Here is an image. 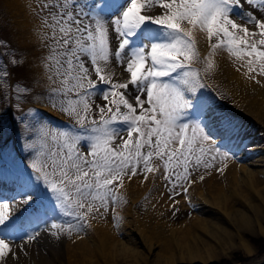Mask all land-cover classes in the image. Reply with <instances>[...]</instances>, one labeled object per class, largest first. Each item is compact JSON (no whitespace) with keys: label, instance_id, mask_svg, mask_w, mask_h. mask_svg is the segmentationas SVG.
Here are the masks:
<instances>
[{"label":"snow or ice","instance_id":"obj_1","mask_svg":"<svg viewBox=\"0 0 264 264\" xmlns=\"http://www.w3.org/2000/svg\"><path fill=\"white\" fill-rule=\"evenodd\" d=\"M244 3L264 14V0H39L47 100L71 121L41 128L44 142L30 163L37 184L30 179L21 188V205L49 197L54 202L60 220L43 231L57 239L71 235L83 230L89 214L127 203L120 193L125 178L147 180L162 168L175 188L189 181L190 169L228 158L206 131L213 115L196 98L205 85L193 64L207 73L222 50L241 62L249 78L264 76V18ZM197 33L209 49L203 58ZM113 63L123 66L127 79H114ZM8 75L0 69V80ZM16 91L27 88L17 85ZM215 122L232 127L226 118ZM17 220L0 201V264L18 258L9 239L20 231ZM25 235L30 243L40 232Z\"/></svg>","mask_w":264,"mask_h":264},{"label":"rangeland","instance_id":"obj_2","mask_svg":"<svg viewBox=\"0 0 264 264\" xmlns=\"http://www.w3.org/2000/svg\"><path fill=\"white\" fill-rule=\"evenodd\" d=\"M26 1L27 0H0V53H4V55H0V69H6L9 73L7 78L0 80V170L16 174L22 181L26 179V182H28L31 179V183L35 185L37 182L33 178L35 174L30 168V163L35 158L36 153L40 150L39 148L44 142L41 138V128L43 126L45 128L49 126L62 128L70 125L71 121L64 113L53 108L48 103L47 94L50 83L47 79L43 66V59L48 55V48L44 46L42 39L40 48L36 50V53L39 50V61L34 64L31 60V56L33 54L29 50L28 46H26V42L23 41L24 44H22V41H19L20 39H16V31L14 27L16 21L22 19L24 15H29L27 7L24 6ZM241 3H243V0H241ZM28 5V8L31 9L33 19H37L36 22L41 28L40 18L37 17L36 14L39 10V0H30ZM244 9L246 11H253L258 17L264 18V14L253 9L251 5L244 3ZM32 11H34V13ZM156 11L158 12L159 10L157 9ZM28 20H31L30 16ZM238 22L242 24L244 23V21ZM249 27L253 28L252 25H249ZM110 32L114 33L111 31V27ZM111 33L110 37L112 38L111 40L113 46L115 47L116 38L115 35ZM204 51L207 52V49ZM200 55L202 58L203 53L200 52ZM13 59L20 62L19 66H14L11 63ZM232 60H234V58H232ZM113 65H117L118 67L120 66L115 63H113ZM35 66H42L41 77L38 76L39 79L36 77V73L34 75L31 74V70ZM193 67L202 71L200 73L201 81L206 86L202 89H199L196 98L204 102L208 100V104L211 106V109H213L212 113L215 114L218 119L226 118L231 122L232 127L228 129L229 133H234V131L242 128V124H247L246 130L243 131V133H249L248 137H250L251 134L255 135H252V138L250 137V139L242 144L243 148H250V145H252L251 143L255 140V137L257 142L253 143L264 145V108L262 107V105H264V100L262 101V97L260 96V92L264 90V76H259L255 73H252L251 75H255V79H251L249 77L247 79L250 86L253 87V89L261 90L258 94H255V92H249L247 96H244L239 93L235 82L226 84L224 83V80H221L219 77V81H216V79L214 81V78L212 80V77L203 71L202 64L194 63ZM242 68L243 67H240L238 62H236V66H231L230 68L232 70L231 76H239L238 74H240ZM214 75H217V73L215 72L213 77ZM127 78L128 76L126 79ZM257 80L261 81L257 83ZM219 82L220 84H218ZM17 85H19L21 88H27V91L17 92ZM131 87L132 86H130V88ZM40 94H43V96L46 98V105L62 118V124L51 123L43 115L41 117V115L36 112V107L32 104H34V98ZM204 94H206V97ZM133 95H135L134 91ZM211 97L213 98L211 99ZM96 101L100 104L104 103V101L99 99V97H96ZM245 110L251 111L253 116L248 115ZM35 113H37L36 116H39V118L43 119H40L42 121L41 123L44 124L42 127L41 124H38L40 126L37 127V123H32L30 117H32V115ZM29 129H35V131H29ZM212 137L214 140L218 138V136L213 135ZM216 146L222 153H227L228 158L222 159L221 157H217L211 168L206 169L200 166L197 169H190V172L193 174L191 173L189 181L181 182V184L175 188H173L169 181L163 178L162 168L159 172L150 173L147 180L143 179V176H136L131 180L125 178L124 187L120 189V193L125 198L127 203L120 204L118 206L110 205L108 212L102 215L95 212L89 214L87 220L82 222L83 230L79 232H73L71 235L65 232L60 235V240L64 241L65 245L71 242L70 247L72 245H76L75 238L78 241L81 239V242L84 240L85 243L86 240L93 236L91 231L96 230L94 226L97 227L98 225H103L100 223L103 221H110L112 223V229L116 230V224L111 218V213L120 215V211L122 209L125 210V208L128 207V204H131V199L135 200L132 208L134 209L137 223L143 229L145 228V230H151V228L155 226H162L166 229L169 227L178 226H181L182 228L193 227L196 222L201 219H205L207 216L206 214L199 212L195 206V202L198 201V194L200 192L199 190L200 188H203L201 185H208L204 186L205 189L203 188L206 191L213 189V187L216 188L219 185L220 187L226 185V183H228V176H233V171L236 167L235 165H242L243 163L242 160L240 161L235 158L233 152L228 149L226 145L216 144ZM156 163L159 164V161H156ZM218 163L221 164L219 165ZM201 176H203V179H200ZM257 178L261 179L258 181H262V183H264V177H262L261 174L258 175ZM22 181L19 182L22 183ZM260 184L261 183H259V185ZM255 186L258 187L257 185ZM39 187L43 189L42 184H40ZM185 187L188 189L187 192L184 191ZM244 191L245 189L242 192ZM21 195L22 193L19 194V192H15L6 200L0 199V201L7 202L11 206V212L16 215L19 214L17 216L18 220H22L24 223L26 222L24 224V230L28 231V233L40 231L42 226H47V219H50L51 221L60 220L58 212L54 213L52 211L54 202L50 197L45 199L43 203L34 205L31 209L32 212H29V214L23 217L22 212L24 210V206L16 205V203L19 202L18 200L21 198ZM151 201H154L157 204V208H153L151 211H149V207L153 206ZM13 204L16 205L15 209L12 208ZM256 204L259 203L257 202ZM234 206L235 208H239L238 203H234ZM40 208L46 209L50 212V214H45L46 217L48 216V218L41 215ZM262 208V206L258 207V216L262 220V224L264 226V209ZM101 212H103V210H101ZM19 224L21 223L19 222ZM254 228L257 229L256 226H254ZM43 229H45V227H43ZM19 232L16 234L13 233L9 239L14 240L18 236ZM20 233H22V231ZM22 235H24V233ZM88 236L90 237L86 239ZM242 236L252 247L253 252L250 255H247L240 249H233L230 254L220 255L217 259L209 264H264V237L259 235L253 236L248 232H242ZM41 247L40 250L45 255L47 253V249L46 247Z\"/></svg>","mask_w":264,"mask_h":264},{"label":"bare ground","instance_id":"obj_3","mask_svg":"<svg viewBox=\"0 0 264 264\" xmlns=\"http://www.w3.org/2000/svg\"><path fill=\"white\" fill-rule=\"evenodd\" d=\"M29 2L30 0H27L24 5L27 7L29 15H24L22 19L16 21L14 27L16 39H20L19 41H22V44H24L23 41L26 42V46H28L33 54L31 60L34 64L39 61V50L37 53L36 50L39 49L42 44L41 35L44 30L39 27L40 25L36 22L37 19H33L31 9L28 8L30 5H28ZM34 11L32 12L34 13ZM29 16L31 20H28ZM111 34L115 35V33ZM197 40L199 50L203 53V58L209 51L207 41L202 33H197ZM205 49H207V52L204 51ZM214 61V68L207 72L208 75L212 77V80L214 78V81L215 79L219 81V77L221 80H224L226 84L235 82L239 93L244 96H247L249 92H255V94L260 92L261 89H253V87L250 86L247 80L249 76L246 74V68L243 67L240 74L236 73L239 76H231L232 70L230 68L231 66H236V62L238 61L235 62V60H232L227 52L218 50L214 57ZM238 64L242 67L241 62H238ZM113 68L117 73L114 79H126L128 73L124 71L123 66L120 65L118 67L117 65H113ZM41 70L42 66H35L32 68L31 74L34 75L36 73V77L39 79L38 76L41 77ZM215 72L217 75L213 77ZM218 84H220V82ZM198 92L199 89L197 93ZM204 95L206 97V94ZM260 96L263 101L264 90L260 92ZM212 98L213 97H211V99ZM202 102L211 109L208 100ZM46 103V98L43 94H40L34 98V104L32 105H35L36 112L40 114L41 117L43 115L51 123L62 124V118L50 109ZM262 107L264 108V105H262ZM245 111L248 115L253 114L251 111ZM37 113L30 117L31 121L32 123H37V127L40 126L38 124H41L42 127L44 124L41 123V120L43 119L36 116ZM212 115L213 120L207 121L208 126L206 131L210 132L213 136H218L215 140L216 144L226 145L227 148L233 152L235 158L240 161L242 160L243 163L242 165H235L233 176H228V183H226V185L221 187L219 185L208 191L204 190V186H208L207 184L204 186L201 185L204 189L200 188L198 201L195 202V206L199 212L207 215L205 219L199 220L196 222L197 224L195 223L194 226L192 225L193 227L182 228L178 226L166 229L162 226H155L151 228V230H145V228L143 229L137 223L135 212L132 208L135 200L131 199V204H128L125 210L122 209L120 215L111 213V218L116 224V230L112 229L113 227L110 221L100 222L103 225L94 226L96 230L91 231L92 237H86V239L90 238L86 240L85 243L84 240L81 242V239L78 241L75 238L76 245H72L71 247V242L65 245V242L61 241L60 238L57 239L50 235L49 232L43 231V227L47 228L51 224L52 221L50 219H47V226L41 227L42 229L39 231V237L30 243H26L25 233H28V231L24 230V227L18 224L22 233L19 232L14 240L11 239L18 258L9 260L7 264H209L220 255L230 254L233 249H240L247 255H250L253 252L252 247L242 236V232H248L253 236L259 235L264 237L263 222L258 216V207L262 206V209H264V183L258 181L261 179L257 178L260 174L264 177V145L253 143L257 142L255 137L250 148H243L242 144L250 139V137L252 138V135H255L250 133L251 135L248 137L249 133H243V131L246 130L247 124H242V128L234 131V133H229V131L225 130L218 122H215L219 120L215 114L212 113ZM31 130L35 131V129H29V131ZM218 164L220 165L221 163ZM9 178L10 176L0 171V191H3V193L0 192V196H6V199L9 198V191L7 190L11 189L10 187H19L17 184L11 186L12 183ZM259 183L263 185L260 184V186ZM19 189L21 190V187L16 190L18 191ZM244 189L245 191L242 192ZM20 199L18 201H20ZM257 202L259 204H256ZM151 203H153L154 207H149V211L153 208H157V204L154 201H151ZM234 203H238L239 208H235ZM16 205L19 206L21 204L17 202ZM30 208L31 206H24V210ZM9 211L13 213L11 212L10 205ZM46 213L50 214L48 210H46ZM18 215L15 214L16 217ZM114 216H118L119 219H114ZM254 226H256L257 229H255ZM23 233L24 235H22ZM19 237H23V239ZM21 245L24 246L23 250L19 247ZM41 246L47 249L45 255L40 250Z\"/></svg>","mask_w":264,"mask_h":264}]
</instances>
